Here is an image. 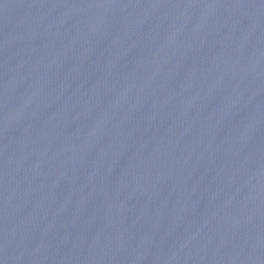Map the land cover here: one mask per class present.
Segmentation results:
<instances>
[{"label":"water","instance_id":"1","mask_svg":"<svg viewBox=\"0 0 264 264\" xmlns=\"http://www.w3.org/2000/svg\"><path fill=\"white\" fill-rule=\"evenodd\" d=\"M0 264H264V0H0Z\"/></svg>","mask_w":264,"mask_h":264}]
</instances>
